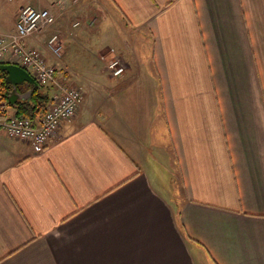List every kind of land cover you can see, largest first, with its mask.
<instances>
[{
  "label": "crops",
  "instance_id": "crops-1",
  "mask_svg": "<svg viewBox=\"0 0 264 264\" xmlns=\"http://www.w3.org/2000/svg\"><path fill=\"white\" fill-rule=\"evenodd\" d=\"M4 1L83 100L41 152L0 128V264H264V0Z\"/></svg>",
  "mask_w": 264,
  "mask_h": 264
},
{
  "label": "built area",
  "instance_id": "built-area-1",
  "mask_svg": "<svg viewBox=\"0 0 264 264\" xmlns=\"http://www.w3.org/2000/svg\"><path fill=\"white\" fill-rule=\"evenodd\" d=\"M55 19L54 14L48 9L31 5L21 6L15 32L0 34V61L8 53L9 61L30 68L37 81L42 84L52 83L60 90V94L54 97V102L39 119L3 116L4 111L0 107V128L12 138L29 142L35 152L44 150L62 122L70 120L75 115L83 100V93L79 87L60 86L55 79V67L46 63L38 49L26 47L24 44L26 38L45 31L54 24ZM46 46L53 56H61L63 42L58 33H51L48 36ZM105 67L113 76H119L124 70L123 65L115 58L105 61Z\"/></svg>",
  "mask_w": 264,
  "mask_h": 264
},
{
  "label": "trees",
  "instance_id": "trees-1",
  "mask_svg": "<svg viewBox=\"0 0 264 264\" xmlns=\"http://www.w3.org/2000/svg\"><path fill=\"white\" fill-rule=\"evenodd\" d=\"M6 63V62H1ZM6 72L0 70V104L2 106H10L15 109V115L18 117L34 118L46 110V102L50 99L47 90L43 85L33 86L25 83L28 88H32L29 100H17L15 105L8 102L7 92L11 89V85L5 80Z\"/></svg>",
  "mask_w": 264,
  "mask_h": 264
},
{
  "label": "water",
  "instance_id": "water-1",
  "mask_svg": "<svg viewBox=\"0 0 264 264\" xmlns=\"http://www.w3.org/2000/svg\"><path fill=\"white\" fill-rule=\"evenodd\" d=\"M0 70L6 72L5 80L11 85V89L7 92V98L10 104L15 105L17 99L29 100L31 96L32 88L25 92H19L17 89L18 85L27 82L35 87L39 86L27 70L17 64H0Z\"/></svg>",
  "mask_w": 264,
  "mask_h": 264
},
{
  "label": "rangeland",
  "instance_id": "rangeland-1",
  "mask_svg": "<svg viewBox=\"0 0 264 264\" xmlns=\"http://www.w3.org/2000/svg\"><path fill=\"white\" fill-rule=\"evenodd\" d=\"M12 2H8V1H4V4H5V6H13V4H15L14 3V1H16V0H11ZM54 14V13H53ZM54 16H55V14H54ZM56 22V21H55ZM54 22V23H55ZM54 25V24H53ZM54 33H56V32H54ZM60 35V34H59ZM141 49V48H140ZM143 50L142 51H140L139 52V55L142 57V58H144V60L146 59V58H148L149 56H150V48L149 47H144V48H142ZM63 52V51H62ZM54 58H55V56H53ZM27 70L33 75V72L31 71V69L30 68H27ZM51 85V84H50ZM45 86V85H44ZM52 87H53V85H52ZM81 88V87H80ZM51 90H50V94H51Z\"/></svg>",
  "mask_w": 264,
  "mask_h": 264
},
{
  "label": "flooded vegetation",
  "instance_id": "flooded-vegetation-1",
  "mask_svg": "<svg viewBox=\"0 0 264 264\" xmlns=\"http://www.w3.org/2000/svg\"><path fill=\"white\" fill-rule=\"evenodd\" d=\"M20 92H23L22 90Z\"/></svg>",
  "mask_w": 264,
  "mask_h": 264
}]
</instances>
